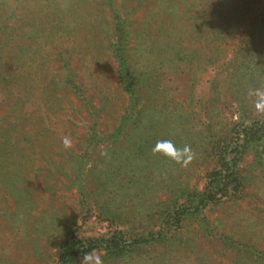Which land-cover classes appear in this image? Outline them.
<instances>
[{"label":"rangeland","instance_id":"obj_1","mask_svg":"<svg viewBox=\"0 0 264 264\" xmlns=\"http://www.w3.org/2000/svg\"><path fill=\"white\" fill-rule=\"evenodd\" d=\"M250 89L264 0H0V264H264Z\"/></svg>","mask_w":264,"mask_h":264},{"label":"clouds","instance_id":"obj_2","mask_svg":"<svg viewBox=\"0 0 264 264\" xmlns=\"http://www.w3.org/2000/svg\"><path fill=\"white\" fill-rule=\"evenodd\" d=\"M248 96L250 98L254 97L253 104L256 114L264 116V89H250ZM61 142L65 149L73 146V142L68 136L63 137ZM151 151L153 155L161 154L181 167H187L195 156L190 145L177 148L170 140L157 141ZM101 155L107 156V152H101ZM81 264H103V261L100 256L91 255L87 252L82 258Z\"/></svg>","mask_w":264,"mask_h":264},{"label":"trees","instance_id":"obj_3","mask_svg":"<svg viewBox=\"0 0 264 264\" xmlns=\"http://www.w3.org/2000/svg\"><path fill=\"white\" fill-rule=\"evenodd\" d=\"M252 128H250V132L243 131L244 132V138L242 139L243 143L240 144L235 150H233V153L235 156L243 153L245 151L246 147H253V146L255 147L256 144H259L260 142L262 143V136L258 135V131H261L262 127L259 129H256V130H253ZM231 163H232L231 165L235 164V162H233V161ZM222 167H223V164H220V166L218 165V168H219L218 174H220L222 172V171H220V169ZM232 169L233 168H231L230 166L228 167V169H223L225 176H222L221 179H223V178L227 179L228 177H230L229 174L231 173ZM227 172H228V174H227ZM224 185H226V184H224ZM215 186H216L215 181L210 186L207 185L206 190H204L201 193L198 202L206 204L207 202L211 201L213 199L214 194L216 193ZM211 188H212V190H211ZM113 236H115V233L112 234V237ZM118 239H120V238H118ZM75 245H74V243H72V244L64 243V245H62V247L60 248V252L57 255L55 264H68L69 257L71 256L72 250H73ZM78 245H81V244L79 243ZM85 245H86V249L87 248L91 249L94 247L91 243H85ZM112 245H114L113 242L108 244L107 246H112Z\"/></svg>","mask_w":264,"mask_h":264}]
</instances>
